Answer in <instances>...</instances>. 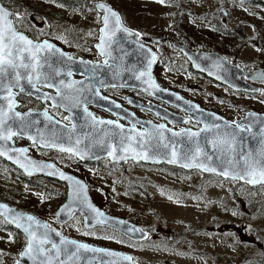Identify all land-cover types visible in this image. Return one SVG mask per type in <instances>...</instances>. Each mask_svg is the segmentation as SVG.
Returning <instances> with one entry per match:
<instances>
[{
  "label": "rangeland",
  "instance_id": "374dc122",
  "mask_svg": "<svg viewBox=\"0 0 264 264\" xmlns=\"http://www.w3.org/2000/svg\"><path fill=\"white\" fill-rule=\"evenodd\" d=\"M18 1L23 12L22 17L14 19L18 29L50 39L74 56L100 58L94 43L101 21L93 0H78V6H69L61 0ZM105 1L121 12L128 24L162 38H176L180 34L190 39L192 36L202 38L198 33L203 35L213 28V16L221 14L222 6L232 15L228 21L230 26L242 21L251 36L264 38V4L260 1ZM5 3L9 6L7 0ZM32 14L40 15L42 22L32 19ZM198 44L200 46V42ZM163 48L173 51L169 45ZM239 52L243 62L264 67V47L246 45L240 47ZM156 73L160 77L178 78L182 83L204 84L207 89L216 91L226 101H212L230 120L240 118L250 109L264 112V83H257L262 89L259 94H234L206 85L192 73L178 74L164 58ZM23 104L27 108L37 107L29 101ZM51 113L63 119L54 110ZM15 143L27 145L30 155L50 159L63 170L82 178L99 208L148 231L145 240H131L110 228H86L79 214L60 224L55 213L65 199L66 185L41 175L29 183L19 169L0 158V200L46 220L64 235L128 252L136 264H253L249 258L258 226L255 213L259 207H264V185L250 187L198 170L186 171L165 165L134 162L111 165L104 158L81 162L70 154L35 147L22 138H15ZM260 221L264 226V218ZM1 225L0 220V264H14L26 239L14 227L4 229Z\"/></svg>",
  "mask_w": 264,
  "mask_h": 264
},
{
  "label": "water",
  "instance_id": "95a60500",
  "mask_svg": "<svg viewBox=\"0 0 264 264\" xmlns=\"http://www.w3.org/2000/svg\"><path fill=\"white\" fill-rule=\"evenodd\" d=\"M259 1L264 2V0ZM100 4H103L107 8H110L112 11L116 12L119 17L120 14L114 7L104 1L95 2L96 8L99 11L103 12L102 25L100 27L101 30L104 27L103 17L107 13L105 12V9L98 7V5ZM0 7H3L8 10V12L10 13L9 18L13 21V11L8 8L1 0ZM221 11L223 14H229L225 7H223ZM34 18L38 19L39 17L37 15H34ZM114 19L115 18H110V21L113 24ZM15 29L17 30V32L23 34L28 39L32 40L34 43H42L44 41H47L48 43L54 45L55 48L60 50L59 53H56V55L50 58V63H52L53 67L61 70V75L55 77L57 83L59 82V80H64L66 84L71 83L73 81L81 82L74 84L72 88L63 89V91L66 93V99L61 100L60 97H57L56 99L57 104L62 103L67 106V108L56 107L66 112V117H71V119L67 120L69 123H66L57 119L47 109H18L19 102L17 97L20 94L38 93L25 80H22L21 86L24 88L23 92H20L19 88H13V91L16 93L14 97L16 101V107L14 111L19 112L21 114L31 113L29 119H31L35 123L31 128L26 129L23 132H20L19 128L14 125L12 127V130L17 132L18 135L14 136L11 140H0V152L5 153L4 155H0V157L6 162L13 165L15 168L19 169L24 176L32 177L34 175H41L59 181L66 185L67 191L65 199L57 207L55 213V219L60 224H64L70 221L74 217V215L79 214L82 216L83 225L86 228H93L99 226L107 227L115 230L116 232L124 235L125 237L131 240L137 241L145 240L148 236L146 230H144L138 224L129 221L123 217L109 214L105 210L99 208L93 202L88 190V185L82 178L78 177L73 173L63 170L51 160L39 159L34 156H31L29 154L28 146L16 144L14 140L15 137L25 139L30 144H36L39 148L43 149H54L61 151L60 146L65 149L72 148V152H62L75 156L81 162H94L99 159L107 158L112 164L132 161L135 163L155 166L166 165L186 171L198 170L203 174H213L221 178L225 177L217 174L218 172L223 171L224 168H228L230 171L233 172V174H235L236 171L241 170L242 162L241 164L237 165L236 168H232V166L228 165L227 163L222 164L221 160L216 159V156H220L221 153L219 151L214 152L212 144L209 143V141L216 139L217 136H223L226 131L235 130V125L241 124L245 127L250 126L252 131L250 133L242 132L240 136L237 137L235 144L236 153L234 154V156L221 157V159L226 160L227 158H234L238 160L239 155L241 153L247 154L249 152H251L253 154V158H255L260 152L261 148L264 147V145H262V139H264V134L261 133V129H264L263 113L251 110L247 111L242 118L237 119L235 121H230L224 116L214 111L203 109L196 102L184 98L179 92L161 86L154 73V67L157 62L156 53L151 50L148 46L139 42L137 39V33L132 29L126 27L122 23V21L119 27L109 28L108 31L111 43L105 45L104 54H101V50L97 48V45L101 43L100 37L102 33L100 31V36L98 41L95 43V48L99 55L103 56V60L101 61L102 63H98L82 57L72 56L61 46L57 45L51 40L43 39L41 41H36L30 38L24 32L18 30L16 27ZM125 29H127V31H125ZM235 31L245 41H248V36L246 35L242 26L238 25L235 28ZM112 32H114L115 35H111ZM263 41L264 40L260 38L259 44L262 45ZM179 47L182 49L183 53L190 61L194 70L207 74L208 76L222 83H225L229 87L236 90H241L250 93H259L261 91L260 86L250 84L246 80L240 79V76L245 74L248 78L253 80H264V70L262 68L255 69L251 73H246L239 66L230 64L222 55H220L216 51H192L188 47L183 45H179ZM60 53H63L64 55L61 56ZM153 56L155 57L154 61ZM68 57H71L72 59L69 60ZM106 60L107 63H105ZM149 61H153L151 63L150 69ZM93 69L95 70L93 71ZM149 71L151 79H149V75H147ZM68 72H71L70 76L67 75ZM141 73L146 74L142 76ZM73 74L84 75L85 77L81 79H75L73 78ZM153 81L158 87H152ZM5 83H7V81H5ZM110 86H127L131 88L140 89L144 92L149 93L153 97L165 100L173 105H176L180 109L190 112L192 114V119L200 123V127H181L179 129H174L164 123L156 124L150 121H139V123L142 125L139 128L136 126V120L132 116H129L123 113L122 111L115 109V103L110 98L105 97L100 93L99 89L101 87ZM50 89L53 91L50 95L55 96V89ZM79 89L83 90L78 91ZM6 95V90L0 91V96ZM77 100L80 101L79 104H77ZM49 102L51 106L54 103L52 100H49ZM0 104H2L5 109L7 108L6 100H0ZM87 104L97 105L107 111H112L117 115L131 121V124L123 125L116 120L97 117L90 109L87 108ZM73 105L76 106L72 107ZM152 106L154 105H148L147 107L156 110ZM85 109H87V111H85ZM45 111L48 112L49 116H52L54 118V121H59V123L56 124L55 127H53L52 123H50L43 115ZM89 113L91 115H89ZM158 113L163 117L173 120L177 123L183 122V120L181 119L171 118L166 113ZM101 120L115 121L119 125H123V129L117 128L115 124H101L99 123V121ZM225 122H227V126H225ZM9 123H11V121ZM18 123L19 121H17V124ZM214 124L220 125V128H213L211 131L201 132V129H203L206 125L211 126ZM73 125L76 126L74 129L72 127ZM158 125L165 126L164 135L167 138L165 142L169 144L174 143L176 145L177 152L180 157L178 158V161L176 163H169V160L172 158L170 155L171 147L164 148L163 144L158 143V136L153 135L152 140L147 141V134L156 133L158 131L156 126ZM133 126H135L136 132H146L145 139L147 141L148 146L146 148H138L137 150L141 153L146 152L150 156V158L146 160H133L131 158L115 159L112 156H109L108 153L109 151H111V146L115 143H118L121 134H123L125 137L129 135H135V133L131 131ZM168 129H171V132L167 131ZM181 129H189L192 132H200V136L193 137L191 138V140L187 136L172 137V132H179ZM53 132L56 133L55 137H53L52 135ZM29 137H33L34 139H29ZM77 140L80 141L79 144L76 143ZM45 141H47L48 144H56L58 146H46ZM197 141L199 142L200 147L205 152H208L210 155H213V159L211 161H208L204 157H201L197 161H193L191 159L192 151H190V149H195ZM17 149H27V151L21 153L16 151ZM117 155H125V153L118 152ZM195 163H205L209 167H215L217 169V172H205L201 168L195 166L184 167L185 164ZM61 174L67 177H71L72 179H63ZM225 179L243 182L250 187L261 185L248 184L246 180L233 179L231 177ZM76 181L81 182V184L84 186L82 191L77 192L75 190ZM0 206H3L0 207V217L3 218L6 222L8 221V219H10L12 215H18L23 218L22 222L26 221V218L28 216H32L35 218V221L39 222V224H48L46 220L39 218L35 214L28 211L20 210L3 200H0ZM58 212L60 213L59 216H57ZM97 213H102L103 215L98 216ZM100 221L103 222L101 223ZM7 223L14 227L16 230H18L25 237L26 243L21 249L20 253L26 251L28 234L25 233L23 228H18L13 223ZM32 228L38 233L46 231L35 223L32 224ZM50 229L54 230L49 231L50 240L57 244H60L61 239L66 238L67 240H74L78 244L83 243L89 245L91 248L105 250L92 252L81 249L78 258L69 261V264H136L132 254L128 252L111 247L89 243L80 239L64 235L52 226H50ZM56 233H59L60 235H56ZM44 247L50 249L51 243L45 244ZM68 247L71 251L76 250L74 246L69 245ZM20 253L17 259L15 260L14 264H17L18 261L19 264H39V260L43 259V257H40L37 260H33L29 256H21ZM110 253H115L117 255H110ZM124 257H130L131 259H124ZM60 259H67V257L61 255ZM53 264H57V262L53 261Z\"/></svg>",
  "mask_w": 264,
  "mask_h": 264
},
{
  "label": "snow or ice",
  "instance_id": "6c2138e0",
  "mask_svg": "<svg viewBox=\"0 0 264 264\" xmlns=\"http://www.w3.org/2000/svg\"><path fill=\"white\" fill-rule=\"evenodd\" d=\"M160 3H165V0H159ZM98 7L105 9L107 13L103 17L104 27L100 30L102 35L100 37L101 43L97 45V48L101 50V54H104V48L106 44L111 43L109 37V28L110 27H119L121 24L119 15L112 11L110 8H107L105 5L100 4ZM10 13L7 9L0 7V91L7 92L6 96H0V100L7 101V108L5 109L2 104H0V140H11L14 136L18 135L17 132L12 130V127L15 125L19 128L20 132L25 131L26 129L31 128L34 125V121L29 119L31 113L21 114L19 112H15L14 109L16 107L15 95L16 93L13 91V88H19L20 92L24 91V88L21 86V81L25 80L35 91L39 92V86H47L49 88H54L56 95L52 96L49 93H42V98L45 100H52L53 107H66V105L60 103H56L57 97H60L61 100L66 99V93L63 91L65 88H72L74 84L81 83L73 81L71 83H65L64 80H59L57 83L55 77L61 75V70L54 68L52 63H50V58L56 53H59L60 50L55 48L54 45L44 41L42 43H34L32 40L28 39L23 34L17 32L14 27L13 21L9 18ZM110 18L114 19V24L111 23ZM127 31V29H125ZM111 35H115L114 32ZM63 56V53H60ZM71 60V57H68ZM155 57L153 56V61ZM153 61H149V69L151 67V63ZM107 63V60L105 61ZM22 70V71H21ZM95 69H93L94 71ZM146 73H141V75H145ZM67 75H71V72H68ZM149 75V79H151L150 71L147 73ZM139 78V77H138ZM7 81V83H5ZM152 87H158L155 82H152ZM83 89H79L78 91H82ZM31 94V93H30ZM80 101L77 100V104ZM73 105L72 107H75ZM70 110V109H69ZM87 111V109H85ZM11 113V115H10ZM45 118L52 123L53 127L59 123V121H54L52 116H49L48 112L45 111L43 113ZM89 115H91L89 113ZM254 115V114H251ZM64 119L69 120L71 117H64ZM11 121V123H9ZM17 121L19 123L17 124ZM101 124H115L117 128L123 129V125H119L115 121H99ZM235 123V122H233ZM225 126H227V122H225ZM73 129L76 127L72 126ZM158 131L154 134H147V141H151L153 135L158 136V143L163 144L164 148L171 147V159L169 163H176L178 161L179 154L177 152L176 145L174 143L169 144L166 143L167 139L164 135L165 126L158 125L156 126ZM213 128L219 129L220 125L214 124L211 126L206 125L201 132L211 131ZM135 135H129L125 137L123 134L120 135L118 143H115L111 146V151H109L108 155L112 156L115 159H128L131 158L133 160L137 159H149L150 156L145 152L141 153L137 149L138 148H146L148 146L147 141L145 139L146 132H136L135 126L131 129ZM167 131L171 132V129ZM252 129L250 126H243L241 124L235 125V130L226 131L223 136H217L216 139L209 141L212 144V148L215 151H219L221 153L220 156H216V159L221 160V163H227L231 165L232 168H236L237 165L241 164L242 168L240 171H236L233 174L228 168H224L223 171L218 172L217 174L224 176L225 178L231 177L233 179L246 180L248 184L256 185L262 184L264 185V147L261 148L260 152L257 154L255 158H253V154L251 152L244 154L241 153L239 155V159L236 160L234 158L221 159V157H230L234 156L236 153L235 144L236 139L242 132H251ZM261 133L264 134V129H261ZM53 137L56 136V133H52ZM187 136L190 140L193 137H199L200 132H192L189 129H181L179 132H172V137H180ZM29 139H34L33 137H29ZM77 144L80 143L79 140L76 141ZM46 146L49 147H57L56 144H48L45 141ZM262 145H264V139H262ZM61 151L72 152V148H63L60 146ZM18 152H26L27 149H17ZM192 151L191 159L193 161L199 160L201 157H204L208 161L213 159V155H210L208 152H205L199 145V142H196V147ZM118 152H123L125 155H117ZM4 152H0V155H4ZM198 167L201 168L205 172H217L215 167H209L205 163H195V164H185L184 167ZM51 167V166H49ZM63 179H72L71 177L64 176ZM76 191H82L84 186L81 182L76 181ZM3 207V206H0ZM67 207V206H65ZM63 210V209H62ZM60 213H57L59 216ZM98 216H102V213H97ZM23 218L18 215H12L7 222L15 224L18 228H23L25 233L28 234L27 240V248L26 251L20 253L21 256H29L33 260H37L40 257L43 259L39 260V264H53V261H56L57 264H69V261H72L78 258L80 250L83 249L85 251H105L103 249H95L91 248L87 244L80 243L78 244L74 240H67L66 238L61 239L60 244L52 242L49 237V231H54L50 229L48 224H39L38 221H35V218L32 216H28L26 221L22 222ZM101 223L103 221H100ZM35 223L42 227L46 231L42 233H38L33 230L32 224ZM86 235L89 233H85ZM56 235H60L56 233ZM47 243H51V248H45L44 245ZM69 245L75 247V251H71L69 249ZM63 246V247H62ZM54 253V254H53ZM61 255L67 257V259H60ZM110 255H117L115 253H110ZM124 259H131L130 257H124ZM19 264V261L17 262Z\"/></svg>",
  "mask_w": 264,
  "mask_h": 264
},
{
  "label": "flooded vegetation",
  "instance_id": "af4514ba",
  "mask_svg": "<svg viewBox=\"0 0 264 264\" xmlns=\"http://www.w3.org/2000/svg\"><path fill=\"white\" fill-rule=\"evenodd\" d=\"M1 1L8 8H10L13 11L12 19H13L14 26L16 27L14 19H18V18L22 17V15H23V12L21 11V9H19L20 8L19 1L18 0H11V1L7 0L9 2V6L5 3V0H1ZM61 1L64 2L65 4H70L69 6H78L77 5L78 0H75V1L61 0ZM97 1H104L108 4H110V3L105 1V0H93L92 1V5L96 10L97 15L99 16V19H100L101 25H102L103 12L99 11L96 8L95 2H97ZM256 1L259 2V0H254V2H256ZM260 2H262V1H260ZM263 4H264V2H263ZM110 5L112 7H114L112 4H110ZM11 6L15 7V9L11 8ZM223 7H225V6H222L220 8L221 14L213 16V21H211L213 28H211L207 32L203 33V35L201 33H198L199 36H202V38L197 37V36H192L193 40L188 38V37H183L182 34H180V36H177L176 38H174V37L162 38V37L158 36L156 33L145 32L144 30H142L139 27L128 24L124 20L121 12L118 9H116L115 7L114 8L119 12L122 23L126 27L132 29L133 31H135L137 33L138 41L141 42L142 44L148 46L151 50H153L156 53L157 62H156L155 67H154V73H155L156 78H157V80L161 86H163L165 88L172 89L176 92H179L184 98H186L190 101L196 102L203 109H206L209 111H214V112L224 116L225 118H227L222 113L221 109L219 107H217L216 104L212 101V100H214V101H218V100L226 101V98L223 96H220L216 91L207 89L204 86V84L192 83V82L191 83H182L178 80V78L177 79H175V78L169 79V78H166L165 75H162L160 77L156 73L157 66L160 65L162 58H164L165 63L168 62V64H170L171 67H173V69L176 70L178 74H180V73H192L193 75L197 76L198 78L203 79L205 81L206 85L213 86L214 88H223V89L227 90L228 92L234 93V94H242V93L248 94V95L259 94L261 91L259 93H250V92H245V91L233 89V88L229 87L227 84L222 83V82L208 76L207 74H204V73H201V72L194 70L190 61L187 59L186 55L183 53L182 49L179 47V45H183V46L188 47L192 51H195V50L216 51L220 55H222L230 64L239 66L246 73H251L255 69H259V68H262L264 70V67L257 64V63L249 64L248 62H243L241 57H240V52H239L240 47L246 46V45H250V46H254V45L256 46L257 45L259 48H263L264 47V41H263V44L260 45L259 39L262 38L264 40V38L262 36H258V35L251 36L249 34V32L247 31L245 24L242 23V21L241 22L237 21L232 26H230L228 24V21L231 20L232 15L230 14V12L227 10L226 7L225 8L229 12V14L228 15L223 14L221 11V9ZM34 15H37L39 18L38 19L34 18ZM31 18L34 19L37 23L42 22V17L38 14H32ZM101 25L99 26V28L97 30V34H98L97 41H98L99 36H100ZM238 25L242 26V28L244 29L246 35L248 36V41H245L235 31V28ZM210 27H211V25H210ZM18 30H20V29H18ZM20 31L24 32L26 35H28L30 38H32L33 40H36V41H41L43 39H47V38L36 37L31 32H25L23 30H20ZM210 33L218 34L219 37H217L216 40H211V38L209 37ZM48 40H50V39H48ZM197 42L198 43L200 42V46H198L199 44ZM167 45H169L172 48L171 49V51L173 50L172 52L164 50L163 47L167 46ZM215 46H217V47H215ZM205 47H208V49H206ZM94 48H95V43H94ZM95 50H96V48H95ZM96 52H97V50H96ZM97 54L100 58H98L97 60H92V59H89V60H92V61H95L98 63H102L101 61L103 60V56L99 55L98 52H97ZM72 56H74V55H72ZM75 57H81V56H75ZM82 58H84V57H82ZM86 59H88V58H86ZM175 76H176V74H175ZM84 77H85L84 75L73 74V78H75V79H81ZM240 79L246 80L250 84H254L257 86H259L257 83H264V80H253V79L248 78L245 74L241 75ZM168 80H169V83L166 82ZM38 87L40 88V91L38 93L20 94L17 97L18 102H19L18 107L22 106L23 110H26V109H34V110L47 109L50 113H51V110H54V112H56L59 116L63 117V119H60L51 113L53 116H55L57 119H59L63 122L69 123L66 119H64V117L67 116L66 112L62 111L59 108L52 107L50 105L49 100H45L42 98V93L51 94L53 91L50 88L45 87V86H39L38 85ZM99 91L103 96L110 98L115 103V107H114L115 109L122 111L123 113H125L129 116H132L136 120L135 121L136 126L139 128L142 126L139 123V121H150V122L156 123V124L164 123L167 126L174 128V129H179L181 127H190V128H199L200 127V123H198L192 119V114L190 112L185 111L183 109H180L176 105H173V104H171L165 100H161V99H158L156 97H153L149 93L144 92L140 89L131 88V87H127V86H110V87H101L99 89ZM25 101L35 103V104H37V107H35V108H29L28 107L27 108L22 103ZM148 105H154L152 107L156 110L148 108L147 107ZM87 108L90 109L94 113V115L97 117L116 120V121H119L123 125H130L131 124V121L127 120L126 118L121 117L112 111H107V110H105V109H103L97 105L87 104ZM251 110L264 114V112L257 111L254 109H250L247 111H251ZM156 111L161 112V113H166V114H168V116H170L171 118H174V119H181V120H183V122L177 123L173 120L167 119V118L163 117L162 115H160ZM247 111H245V113ZM61 113H63V114H61ZM245 113H244V115H245ZM243 116H241L240 118H242ZM240 118H234L231 120L228 118L227 119L230 121H235V120L240 119ZM15 138H19V137H15ZM15 138H14V140H15ZM34 145H35V147H38L36 144H33V146ZM41 149H43V148H41ZM43 150L62 152V151H58V150H54V149H43ZM62 153H65V152H62ZM39 159H42V158H39ZM104 159H107V158H104ZM47 160H50V159H47ZM97 161H99V160H97ZM97 161H94V162H97ZM108 162H109V160H108ZM127 162H132V161H127ZM127 162L114 163V164H124ZM110 164L113 165L112 163H110ZM56 165L58 166V164H56ZM36 176H39V175H34L32 177H26L25 176V178L27 179V181L29 183H32L33 182L32 180ZM107 213H109V212H107ZM109 214H111V213H109ZM255 214H256L255 219L258 221V223H257L258 226L256 228L257 230H254L255 240H254V244H253V250L251 252L249 259L253 264H264V226H263V223L260 221L261 219L264 218V207H259L258 212ZM112 215H114V214H112ZM129 221H131V220H129ZM93 228H95V227H93ZM105 228H107V227H105ZM144 230H146V229H144ZM146 232L148 233L147 230H146Z\"/></svg>",
  "mask_w": 264,
  "mask_h": 264
},
{
  "label": "trees",
  "instance_id": "16d2710c",
  "mask_svg": "<svg viewBox=\"0 0 264 264\" xmlns=\"http://www.w3.org/2000/svg\"><path fill=\"white\" fill-rule=\"evenodd\" d=\"M11 8L15 9V7H13V6H11ZM209 37L211 38V40H216V38L219 37V35L218 34H215V33H210L209 34ZM0 220H1V223H2V225H1L2 228H4V229H11V225L8 224L5 220H3V218L0 217ZM19 236L24 241L23 236L21 234Z\"/></svg>",
  "mask_w": 264,
  "mask_h": 264
}]
</instances>
